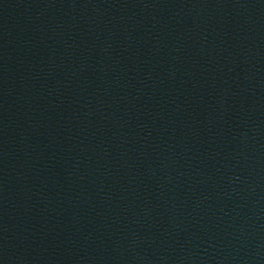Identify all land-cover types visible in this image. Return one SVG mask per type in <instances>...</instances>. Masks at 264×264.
<instances>
[{
    "label": "water",
    "instance_id": "1",
    "mask_svg": "<svg viewBox=\"0 0 264 264\" xmlns=\"http://www.w3.org/2000/svg\"><path fill=\"white\" fill-rule=\"evenodd\" d=\"M0 264H264V0H0Z\"/></svg>",
    "mask_w": 264,
    "mask_h": 264
}]
</instances>
